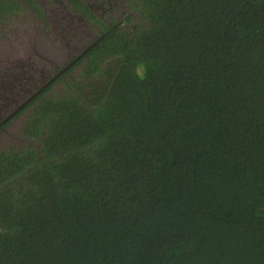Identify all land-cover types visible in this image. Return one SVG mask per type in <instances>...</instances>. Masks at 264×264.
<instances>
[{
	"label": "trees",
	"instance_id": "1",
	"mask_svg": "<svg viewBox=\"0 0 264 264\" xmlns=\"http://www.w3.org/2000/svg\"><path fill=\"white\" fill-rule=\"evenodd\" d=\"M67 1L112 29L0 149V264H264V0Z\"/></svg>",
	"mask_w": 264,
	"mask_h": 264
},
{
	"label": "flooded vegetation",
	"instance_id": "2",
	"mask_svg": "<svg viewBox=\"0 0 264 264\" xmlns=\"http://www.w3.org/2000/svg\"><path fill=\"white\" fill-rule=\"evenodd\" d=\"M38 1V0H36ZM55 5L57 6V10L50 9L45 6V2L43 1L37 5L42 10V19L39 18L38 14L29 6L27 3V8L30 7L32 13L34 14L33 20L38 25L42 24V30L47 35L46 32L50 31L55 36L54 38L59 42V53H48L44 52L45 55H42L39 51L36 50V47L33 48L32 54L37 58H47L49 62L46 70H44V66L40 67L36 63H32V60H28L30 56L27 58H20L18 52L13 54H9L4 58V64L7 65V71L3 76H0V106L5 108L4 116L0 117V131L4 129V127H8L14 125V121L23 114L28 112L30 109L23 110L28 103H30L38 94H40L48 85L55 80V85L58 82H63V87L68 84L67 80L77 81L74 77H69L71 72L74 71L75 66L70 68L65 67L69 64V62L77 57L79 52L94 41L97 37L102 35L105 31H101V25L97 24L94 20L88 21L80 12L77 10L70 2L67 0H53ZM52 1V2H53ZM109 3L108 8L105 7V3ZM121 0H84V3L88 5L89 9L93 11V13L106 23L105 18H103V14L101 11L105 12L106 10H110L111 7H117L120 4ZM41 5V6H40ZM97 10L99 12H97ZM45 16V18H44ZM111 18V16L109 17ZM45 19V20H43ZM113 20V19H112ZM6 29V28H4ZM80 30L79 34H76L77 31ZM46 31V32H45ZM38 32V31H37ZM4 33V34H3ZM9 29L1 31L0 35L9 36ZM41 37L42 34L39 33ZM85 44L82 47H77V42L81 38V36H86ZM44 38V37H42ZM11 39V33H10ZM8 47L13 48L12 43L9 41ZM9 48V49H10ZM67 60H58L60 57H67ZM36 58V59H37ZM80 59V58H79ZM52 61H56V64H52ZM63 61V62H61ZM76 63V62H75ZM37 66V67H36ZM11 69V70H10ZM62 69H65L63 73H59ZM68 70V71H67ZM33 74V75H31ZM51 83V84H52ZM53 84V85H54ZM64 91V90H63ZM62 93V92H61ZM44 93V95H47ZM42 98V97H41ZM21 105L22 108L18 109ZM23 110L22 112H20ZM19 112V114H17ZM7 119L3 122L4 118ZM10 120V121H9ZM9 121V122H8Z\"/></svg>",
	"mask_w": 264,
	"mask_h": 264
},
{
	"label": "rangeland",
	"instance_id": "3",
	"mask_svg": "<svg viewBox=\"0 0 264 264\" xmlns=\"http://www.w3.org/2000/svg\"><path fill=\"white\" fill-rule=\"evenodd\" d=\"M43 1L45 2V6L49 8V14H50V9L57 10V6L54 4L55 2L53 0H38L37 2L38 4H40V2L42 3ZM31 8L26 7V9L20 12L19 15L12 17L9 23L6 26H4V28L9 29L11 33V39H10V33L8 37L7 36L4 37L0 35V76H3L7 71L6 69L8 64H4L5 62L4 58H6V56H8L9 54H13L14 51L18 52L20 58L28 59L27 56L29 55L30 58L28 60H32L31 61L32 63H36L40 67L45 65L43 68L44 70H46L47 65L49 63L47 61V58L43 59V58H37V56L35 57L34 54H32L33 48L36 47V50L38 49V51L42 50V52L39 51L42 55H45L44 52L46 51L47 52L49 51L48 53L51 54L60 52L58 39L56 40L54 38L55 36H52L53 34L50 31L48 32L45 31L47 35L43 33L44 31L42 30L41 27L42 24L40 23V25H38L39 22L36 24L33 20V18L35 17L31 11ZM116 8L117 7L115 6L114 9L112 10L110 9L111 11H107V10L105 12H103V10L101 11V13L103 14V18H105L106 21H108L109 23L113 21L112 20L113 18L116 19L117 17L118 18L122 17L120 16V11L115 10ZM125 8H129V5L128 4L125 5ZM32 9L36 12L34 8ZM37 9L40 10L41 13H43L39 6ZM97 12L99 11L97 10ZM110 16L111 18H109ZM131 24L132 22L127 21L122 26L128 28L132 26ZM4 28L2 29V31L6 30ZM80 30L81 29H79L76 34H79ZM37 31L42 34L41 37L39 36ZM86 38L87 35L81 36V38L77 42L78 48L82 47V45L85 44ZM9 41L12 43L11 44L12 46L13 44H15L14 49L8 47L7 43ZM67 58L68 56L65 58L60 57L58 58V60L62 59L66 61ZM51 63L55 65L56 61H52ZM83 64L75 68L74 71L71 72L69 77L76 78V76L79 75L80 68L83 66ZM63 90H65V88L63 87V82L60 81L58 82V84L52 85L50 89L47 91V93L51 94L52 92H56L57 94H60L61 92H64ZM27 115L28 112L21 114L17 118V120L14 121V125L4 127V129L0 131V149L7 148L8 146L22 147L25 144L30 146H38L39 142L37 140L27 139L21 133L22 132L21 126L24 120L26 119Z\"/></svg>",
	"mask_w": 264,
	"mask_h": 264
},
{
	"label": "water",
	"instance_id": "4",
	"mask_svg": "<svg viewBox=\"0 0 264 264\" xmlns=\"http://www.w3.org/2000/svg\"><path fill=\"white\" fill-rule=\"evenodd\" d=\"M117 25V23H115V24H113V26H116ZM112 29V27L111 28H109L107 31H105L102 35H100L99 37H97L94 41H92L91 43H89L88 45H86L82 50H81V52H79V54L77 55V57L75 58V59H73V60H71L70 62H69V64L65 67V69L66 68H69L71 65H73L79 58H81L85 53H87L92 47H93V45L97 42V41H99V40H101L110 30ZM65 69H62L59 73H63V71L65 70ZM31 75H33V74H31ZM22 106L23 105H21L20 107H18V109H20V108H22ZM5 108L3 107V106H0V117H2V116H4V114H5ZM7 119V117L6 118H4V120H3V122L5 121ZM1 125V124H0Z\"/></svg>",
	"mask_w": 264,
	"mask_h": 264
},
{
	"label": "clouds",
	"instance_id": "5",
	"mask_svg": "<svg viewBox=\"0 0 264 264\" xmlns=\"http://www.w3.org/2000/svg\"><path fill=\"white\" fill-rule=\"evenodd\" d=\"M123 18H124V16H122V17H120V18H118V19H119V21H121ZM85 54H86V53H85Z\"/></svg>",
	"mask_w": 264,
	"mask_h": 264
}]
</instances>
